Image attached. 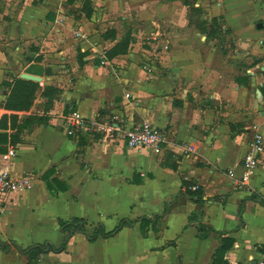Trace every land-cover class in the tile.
<instances>
[{"label":"crops","instance_id":"0c3cea01","mask_svg":"<svg viewBox=\"0 0 264 264\" xmlns=\"http://www.w3.org/2000/svg\"><path fill=\"white\" fill-rule=\"evenodd\" d=\"M190 1L204 24L193 26L179 0H91L98 14L78 20L68 14L69 0H0V118H20L0 144V172L33 182L0 208V264H28L11 242L60 247V220L82 219L92 236L101 226L111 232L164 212L147 238L139 224L95 242L75 233L65 252L37 264H212L221 237L201 240L189 224L201 209L204 225L233 240L230 264L264 261V159L248 183L240 181L254 125L264 136V0ZM133 10L142 31L131 50L93 61L91 52L106 55L119 42L99 26ZM23 74L41 78L38 102L27 113L6 111ZM48 87L60 91L51 102ZM73 111L126 129L152 123L168 145L156 155L120 137L73 132L64 121ZM11 147L16 157L4 162Z\"/></svg>","mask_w":264,"mask_h":264},{"label":"trees","instance_id":"16d2710c","mask_svg":"<svg viewBox=\"0 0 264 264\" xmlns=\"http://www.w3.org/2000/svg\"><path fill=\"white\" fill-rule=\"evenodd\" d=\"M196 1V0H194ZM88 6L91 7V0H87ZM187 5L188 2H185ZM193 11L196 12L197 18L200 19L203 17V11L201 9H195L193 8ZM92 12V11H91ZM89 15V13H88ZM91 16V13L90 15ZM87 16V17H89ZM191 17V23H193V14L190 15ZM215 21L213 19L212 23ZM200 24H204V21H200ZM216 32V31H213ZM127 52H124V47L122 46V43L114 47L111 51L107 52L108 59L112 60L118 55L125 54ZM39 89V84L26 80V79H16L15 85L10 93V96L8 97V100L4 104V109L6 111H12V112H25L31 109L32 105L34 104V101L36 99V94ZM60 94V91L54 89V88H46L43 92V95L48 97L51 100H54V97H57V95ZM19 116L16 114L7 115L4 114L0 118V144L3 143H9V135L8 130H12L15 128V123L19 121ZM32 119V118H31ZM11 122V125L9 126V123ZM23 129V127H20ZM14 138V137H13ZM50 174H46L44 178L46 180ZM48 187L53 190V186L48 183ZM195 190V192H197ZM194 196V194H192ZM198 195V192H197ZM250 199H253L251 197ZM198 202L200 205L203 204L202 200L198 198ZM264 205V201H263ZM244 209V205L242 206V210ZM166 212L163 214H157L150 217H143L139 218L135 221H129L124 220L122 221L113 231L106 232L104 228L101 226L98 230L95 231L94 235H89L85 231V221L82 219H74L72 221H59L60 229L63 234H65V240L64 243L60 247L54 246L52 243H45L42 245H34L28 249H22L19 247L15 242H11L10 246H13L18 252L21 254L28 256V264H37L41 261L42 257L49 253H55L60 254L66 251L68 244L73 237L75 233H84L87 235L90 242H95L99 237L102 238H110L118 234L124 227H132L135 224H139L141 235L143 238H147L150 231H156L158 232L160 230L161 225V219L164 217ZM204 215L203 209L200 210L198 214H193L189 218V224H194L195 228L197 230V237L201 240L207 241L210 239V236L212 233H216L221 237V246L216 250V252L213 255V261L212 264H230L226 259V253L228 252L229 248L232 246L233 240L229 237H226L228 233H221L217 232L214 229H211L204 225L202 223V217ZM9 248V245L4 244L3 249L4 251H7Z\"/></svg>","mask_w":264,"mask_h":264},{"label":"built area","instance_id":"2783aa9c","mask_svg":"<svg viewBox=\"0 0 264 264\" xmlns=\"http://www.w3.org/2000/svg\"><path fill=\"white\" fill-rule=\"evenodd\" d=\"M77 36H80V34H77ZM102 64L105 63L102 62ZM126 97L130 98L131 94H127ZM64 121L67 128L73 132H91L96 135H101L105 139L120 137L127 142L129 147L147 150L156 155L162 154L169 141L168 134L163 129L149 122L126 129L113 122L102 119H86L78 111L69 113ZM253 129L254 135L250 144V150L245 155L241 165L244 173L240 181L243 184L249 182L251 176L256 173L261 161L264 159V136L257 125H254ZM186 150L190 155L195 152V148L191 146H187ZM14 157H16V149L13 147L1 156L2 160L7 163L11 162ZM229 176L235 178V172L230 170ZM32 185V180L27 176L14 177L9 172H0V208L5 202V199L10 195L16 192L30 190ZM191 189L195 191L198 187H192ZM260 264H264V261Z\"/></svg>","mask_w":264,"mask_h":264},{"label":"rangeland","instance_id":"374dc122","mask_svg":"<svg viewBox=\"0 0 264 264\" xmlns=\"http://www.w3.org/2000/svg\"><path fill=\"white\" fill-rule=\"evenodd\" d=\"M160 1H168V0H160ZM179 1H182L184 4H185V2H188L187 6H189V8H190V15L193 14V23H192L193 26L196 25V23L200 24V20L197 18L198 13L196 14V12L193 11V8H191L192 1H190V0H179ZM69 6L70 7L68 8V14H69V16H71L72 18H74L76 20H78L80 18V16H82V14L85 16H89L90 13L91 14L92 13L98 14V12L94 10V7L92 4H91V7L88 6L87 0H69ZM88 13H89V15H88ZM100 13H101V11H100ZM101 15H104V13ZM91 16H89L88 19ZM122 16H125L126 19H122L121 17H115L116 19L112 18V19L104 20L106 23L112 22V24H109V26H102V27L99 26L98 32L105 29V34L103 37H105V38L114 37L116 40L119 41L115 45V47L117 45H119L120 43H122V46L124 47V52H128L131 50V46L135 43V38L133 37V34L137 33L136 35H138L139 32L142 31V29H141L142 22L139 20L135 10H133V12H128V14L124 13V14H122ZM98 19H99V17H98ZM104 21H103V23H104ZM223 32H224L223 30H220L221 35L223 34ZM149 42H150V40L144 39L143 40V43H144L143 47L144 48H150V46L147 45ZM92 49H96V46L94 44L91 47V50ZM95 52H96V50H95ZM91 53L93 55L97 54V56L95 58H93V61L94 60L98 61L100 64L102 62H107L106 60H108L107 55H105L103 53L101 54V52L100 53L99 52H97V53L91 52ZM247 80H248L247 72L245 71V76L243 77L242 82L246 83ZM36 100H37V98L35 99L34 104L32 105L31 109H33V107L37 104L38 100L37 101ZM31 109L28 111H25V112H15V113H17V114L18 113H27V112H30Z\"/></svg>","mask_w":264,"mask_h":264},{"label":"water","instance_id":"95a60500","mask_svg":"<svg viewBox=\"0 0 264 264\" xmlns=\"http://www.w3.org/2000/svg\"><path fill=\"white\" fill-rule=\"evenodd\" d=\"M21 78L29 80V81H33V82H40L41 81V78L33 76V75H29V74H23L21 76ZM78 233H80V232H78Z\"/></svg>","mask_w":264,"mask_h":264}]
</instances>
